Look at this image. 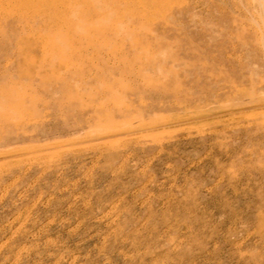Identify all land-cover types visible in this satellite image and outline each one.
<instances>
[{
    "label": "rangeland",
    "instance_id": "374dc122",
    "mask_svg": "<svg viewBox=\"0 0 264 264\" xmlns=\"http://www.w3.org/2000/svg\"><path fill=\"white\" fill-rule=\"evenodd\" d=\"M0 264H264V0H0Z\"/></svg>",
    "mask_w": 264,
    "mask_h": 264
}]
</instances>
